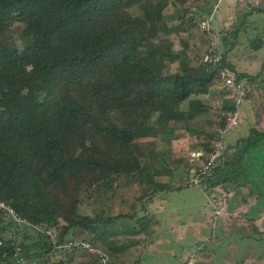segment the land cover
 Instances as JSON below:
<instances>
[{"label":"trees","instance_id":"16d2710c","mask_svg":"<svg viewBox=\"0 0 264 264\" xmlns=\"http://www.w3.org/2000/svg\"><path fill=\"white\" fill-rule=\"evenodd\" d=\"M194 1L0 0V199L25 220L0 212V264H101L90 251L75 260L78 250L58 248L45 231H56L58 243L82 238L100 248L102 228L133 212L92 216L80 208L122 178H134L142 192L132 209L147 197L144 209L161 192L195 185L211 198L218 187L250 182L264 197V132L257 129L203 172L225 114L236 105L223 88L216 121L195 128L190 123L209 109L200 97L222 83L221 66L233 69L238 83L260 74L238 72L228 61L235 43L219 64L196 63L186 49L174 53L166 10L191 9ZM252 45L257 50L264 41ZM176 60L172 72L169 62ZM192 132L201 138L193 150L204 155L186 176L194 170L198 183L157 182L156 176L175 174L155 167L160 145Z\"/></svg>","mask_w":264,"mask_h":264},{"label":"rangeland","instance_id":"374dc122","mask_svg":"<svg viewBox=\"0 0 264 264\" xmlns=\"http://www.w3.org/2000/svg\"><path fill=\"white\" fill-rule=\"evenodd\" d=\"M229 1L196 0L191 9L169 5L166 15L170 29H173L170 37L174 41V53L186 49L198 63L203 61L209 51L216 50L223 54L231 43H235L227 51L228 61L238 72L260 74L252 83H247L244 79L243 84L248 90L246 99L251 88L255 87L259 90L256 91L257 95L253 97L252 103L264 106V45L257 50L252 45V41L258 37L264 41V0H238L234 11L231 10ZM210 9H214V16L211 28L206 32L201 27V22L208 15L202 11ZM236 31L238 35L235 38ZM224 37H227V41ZM179 60L169 62L170 71L178 70ZM223 88L220 83L214 87L216 92L211 96L206 94L200 97L209 109L203 113V119L193 121L191 126L203 127L204 119L216 121L220 104L226 98L222 93ZM246 99L240 106L246 112L240 116L239 125L224 134L225 147L235 144L239 138L249 133L253 114L251 100ZM182 107L187 110L189 102L186 101ZM263 115L260 113L259 117L262 119ZM260 121L263 122L264 118ZM182 125L180 123L177 126L180 128ZM200 141L201 138L196 132H192L171 143L159 144L160 156L155 161V167L163 170L175 168L174 177L170 178L171 184L181 185L185 181L193 180L194 170L188 176L186 173L188 166L199 164L198 159L192 160L191 153ZM261 145L260 150L264 148V141ZM148 167L153 170V165ZM157 178L168 180L169 176ZM141 194L134 178H122L118 185L112 188L103 187L95 193L93 199H85L80 208L82 213L91 215L103 213L105 216H117L133 212L131 216H119L102 228L105 233L100 245H104L111 261L117 262L116 264H134L136 260L143 264H185L188 258H193L194 264H227V259L232 255L243 260L256 248L255 240L248 239L249 235L255 234L254 226L246 224L238 216L245 210L244 199L247 193L244 190H238L231 195L219 215L213 213L209 197L198 185L158 195L150 204L148 212L144 209L148 197L142 202L138 201L135 209L131 208L132 201H137L136 198ZM253 209L256 211L251 209L252 215L263 211L264 200L259 201ZM234 210L238 215L229 221L228 213ZM225 223H228V228ZM78 234L77 236H87L80 230ZM257 243L264 246V230L261 235L258 234ZM107 245L117 249L120 247L121 255L115 254ZM82 253L85 252H75V260L82 259ZM63 254L64 252L60 253L58 257Z\"/></svg>","mask_w":264,"mask_h":264},{"label":"built area","instance_id":"2783aa9c","mask_svg":"<svg viewBox=\"0 0 264 264\" xmlns=\"http://www.w3.org/2000/svg\"><path fill=\"white\" fill-rule=\"evenodd\" d=\"M213 16H214V10L201 22V27L204 30H209L211 28V21ZM221 60H222V54L216 50H211L208 53H206L203 59L204 62H210L214 64H219ZM219 74L222 80V86L224 88L231 90V97L234 99L236 108L231 111H228L225 114L227 118V125L225 128L219 129L220 138L216 140L213 146L214 151L208 156L207 163L204 165V169H203L204 173L210 171L213 167H215L218 161L220 160L221 156L223 155L226 149L223 143L224 134L227 130L239 125L240 115H241L240 106L246 99L248 92L247 87L243 84V82L240 83L237 82V75L235 71L230 67L221 66L219 69ZM191 155H192V160L195 159L199 160L204 155V152L203 150H195L192 151ZM190 181H193L194 183H198V178L194 177V179ZM0 212L6 218H11L19 222H25L24 219L19 217L18 213L16 212L13 206H11L10 204H8L7 202L1 199H0ZM45 233L51 237V239L58 248L75 249L78 251H90L97 255L101 264H110L111 262L108 253L101 248L93 247L91 241L89 240H85L82 238H71L63 243H58V237L56 231L52 229H46ZM21 261L22 264H39L37 262L28 263L24 261V259H22ZM185 264H194V259L189 258Z\"/></svg>","mask_w":264,"mask_h":264},{"label":"crops","instance_id":"0c3cea01","mask_svg":"<svg viewBox=\"0 0 264 264\" xmlns=\"http://www.w3.org/2000/svg\"><path fill=\"white\" fill-rule=\"evenodd\" d=\"M238 2H239L238 0H230L229 1V4L232 6L231 7L232 11H234ZM216 5H218V4H216ZM210 10L213 11L214 9H210ZM207 11H209V10H207ZM206 15H208V13ZM251 89H252L251 93L247 97L246 100H251V103H250L251 104V113L253 114L252 125L249 128V133L247 135H245L244 137L239 138L236 141V143L233 145H236L241 139L249 137L254 129H257L260 132H264V121L263 122L260 121L264 118V115H263L262 119L259 117L260 113L264 114V106L263 105L259 106L257 104L252 103L253 97L255 95H257L256 91H258L259 89H256L255 87H253ZM215 90L216 89H214V87H213L208 95L211 96L212 93L216 92ZM244 112H246V111L243 109H240L241 115H243ZM233 145H229V146H233ZM160 176H161V178H164L165 174H163V176L162 175L156 176L155 180L157 182L166 183V182L170 181L169 178H168V180L158 179L157 177H160ZM173 186L176 187V186H178V184L174 183ZM238 190H244L247 193V196L244 199V203H245L244 209L245 210L242 212L243 214H241V215H238L236 213V210H234L233 212H229L228 213V220L231 221L233 218H235L236 215H238L239 217H241V220L243 222L250 225L251 227L253 225L255 234L249 235L248 239L255 240L256 248L247 256L246 259L241 260L240 258L232 255L229 259H227L226 262H227V264H264V246H261L257 243L258 234L261 235V232H263V230H264V210L263 211L259 210L260 212L257 215L251 214V209L254 210L253 207L256 206L259 201L264 200V197H262V195H261V191H262L261 187L260 186H253L249 182L243 186H239L236 184H233V185L230 184V185H228L227 189H225L223 187L216 188L213 192L212 199L210 200V198H209V201L211 202V206L213 207V213L215 215H219L222 208H224V204L228 201V199L231 197V195H234L236 193V191H238ZM162 193H168V192H161L159 195H161ZM154 201H155V199L146 206L147 207L145 210L146 212H148V208H149L150 204L153 203ZM249 205H251V206H249ZM254 211H256V210H254ZM86 214H88V213H86ZM88 215H91V214H88ZM146 216H149L148 213H146ZM225 226L228 228V223H225ZM103 246L104 245L101 244L100 248L105 250L106 248H104ZM107 247L109 249L113 250L115 252V254L118 253L119 255H121V253H119L120 247L118 249L111 246V245H107ZM134 264H143V262H141L140 260H136L134 262Z\"/></svg>","mask_w":264,"mask_h":264}]
</instances>
